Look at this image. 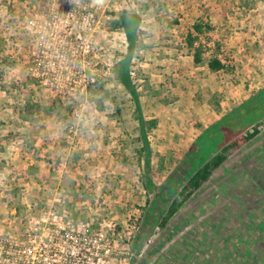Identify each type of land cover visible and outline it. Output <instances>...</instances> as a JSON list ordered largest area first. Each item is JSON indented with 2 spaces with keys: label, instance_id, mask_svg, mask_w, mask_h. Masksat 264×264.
<instances>
[{
  "label": "rangeland",
  "instance_id": "obj_1",
  "mask_svg": "<svg viewBox=\"0 0 264 264\" xmlns=\"http://www.w3.org/2000/svg\"><path fill=\"white\" fill-rule=\"evenodd\" d=\"M244 1L225 7L232 17L226 23H211V0L202 6L196 5L199 0H111L108 5L112 15L127 10L141 19L129 75L143 118L159 120L147 136L156 191H167L168 178L181 164L188 168L182 163L187 154L198 168L211 150L216 153L260 125L259 134L233 153L164 229L151 222L155 193L144 189V165L136 164L142 141L135 103L113 75L128 43L121 30L109 31L108 22L96 34L91 55L120 113L95 109L89 100L99 93L61 100L42 85L35 96L41 90L51 96L54 107L48 109L47 100L35 102L31 92L12 85L17 94L11 108L6 106L11 112L0 115V207H6L0 208V218L6 216L9 232L24 230L30 216L53 206L66 211L72 226L114 228L123 253L114 264H264V107L249 102L264 90V0ZM37 2L0 0V64L11 60L5 51L14 48L15 39L33 48L25 25ZM198 21L213 29L208 40L200 37L212 50L201 65L186 54L184 41ZM214 43L229 73L207 69V60L217 54ZM27 104L41 111L30 121Z\"/></svg>",
  "mask_w": 264,
  "mask_h": 264
},
{
  "label": "built area",
  "instance_id": "obj_2",
  "mask_svg": "<svg viewBox=\"0 0 264 264\" xmlns=\"http://www.w3.org/2000/svg\"><path fill=\"white\" fill-rule=\"evenodd\" d=\"M110 1L38 0L25 25L33 47L27 76L61 100L87 96L98 76V64L91 55L96 34L117 18L108 8ZM39 213L30 216L24 230L0 234V264H114L121 260L114 228L72 226L66 222V211L53 206Z\"/></svg>",
  "mask_w": 264,
  "mask_h": 264
},
{
  "label": "trees",
  "instance_id": "obj_3",
  "mask_svg": "<svg viewBox=\"0 0 264 264\" xmlns=\"http://www.w3.org/2000/svg\"><path fill=\"white\" fill-rule=\"evenodd\" d=\"M140 24V17L127 10H123L119 13L115 20L109 22V31L112 32L121 30L125 34L128 43V51L125 57L114 65L113 75L116 81L119 82L129 92V94H131L135 103V109L137 111L135 117L138 122L142 141V147L139 150H136V164L138 165V167H140L142 163L144 165V172L142 176L144 189L147 192L155 193V202L152 208L153 210L151 212V222H154V225L159 226V228L164 229L168 222L178 212V210L198 190H200L205 183L208 182L214 172L218 170L233 153L241 149L259 134L258 127L260 125L259 123H255L252 127L251 132H246L244 134L236 136L226 145L221 147L216 153L211 150V156L209 157V159L198 168H194V159L188 160L187 154L182 163H186L188 168H185L181 164L182 167L178 169L177 173L174 174V176L168 178V183H170V186H168L167 191H156V186L152 180L151 172L152 152L150 151L149 143L147 142V136L152 130L157 128L159 120L157 118H152L146 121L143 118L141 114L140 104L138 102V96L129 75L130 63L135 48L136 33L140 27ZM212 30L213 29L211 28V26H209V24L198 21L193 24L192 32H188L184 39L185 45L188 50L186 54L192 57L193 63L195 65H201L204 62L203 55L212 51L209 46H206V44L201 41L200 38L201 36H204L208 40L209 38L206 36V34L211 33ZM213 50L217 54L211 55L207 60V69L212 73H229L232 69L229 68L225 61L221 59L222 56L220 55H222V53L219 54L220 45L218 43H214ZM2 64H4V62H2ZM1 76L2 73H0V78ZM26 81L27 83H32L34 85L40 84L39 80L32 79L28 76L26 77ZM105 85V79L102 77H97L95 84L88 88V94L90 96H93L96 93H99L98 96L100 97L91 98L89 102L98 111L114 109V111L118 114L121 112V109L117 105V99L109 92V90L106 89ZM263 99L264 90L253 95L249 102L259 101L258 105L264 107ZM244 106H242L241 108H243ZM53 107L54 105L53 103H51L49 104L48 109ZM37 108L38 106L36 104H27L24 108V112L27 116H30L34 114ZM212 128H210L207 132H209ZM200 139L198 140L200 141ZM154 155L157 154L155 153Z\"/></svg>",
  "mask_w": 264,
  "mask_h": 264
},
{
  "label": "crops",
  "instance_id": "obj_4",
  "mask_svg": "<svg viewBox=\"0 0 264 264\" xmlns=\"http://www.w3.org/2000/svg\"><path fill=\"white\" fill-rule=\"evenodd\" d=\"M239 1L240 0H211V3L207 4V5H210L212 7L211 10L213 11V18L209 17L211 23H212V19L214 21L221 19L224 21V23L232 22V17L229 13L225 12V7L235 5ZM245 2L246 1L243 0L242 3H245ZM205 3H206V0H199V3L196 5L202 6V5H205ZM26 5H27L26 7L24 6L26 8V10L22 14V15H25V17L28 14L27 10H29V9H27V7L30 4H26ZM202 20H205V19L202 18ZM243 20L246 21V18H243ZM11 43H12V41H11ZM22 45H24V44H22ZM12 47H14V48H11L10 50L5 51V54L8 55L11 59V60H9V63H7L6 65L0 64V68L2 69L1 71L4 72V73L2 72V76L0 78V79H2L1 83L2 84L6 83L7 85H9V88L11 91L10 93H6L5 88L0 87V105L1 104L4 105L6 103V105H4V107L6 108V106H7V107L11 108V104H13V101L16 99L15 95L17 94V93H15L16 90L12 89V85H15V86L21 85V90H22L21 92H23V91L28 92L29 91V94L31 92V95H33L31 97V99H33V97H36L35 102L43 103V102H45V100H47L46 103H47V105H49L48 102L52 101V98H51V96H50V98H47L49 96H45L46 93L43 90L38 91L41 94H38V96H35L37 89L42 88L43 86L41 84L40 85L39 84L34 85L32 83H27V81H26L27 67H28L30 55L32 52L31 47H29V45H27V47L19 45L18 41L16 39H15L14 43L12 44ZM116 63L117 62H115L114 64H116ZM23 83H25V84H23ZM31 103H34V102H31ZM9 112H11V109L8 110V108H6L2 112H0V115H2V118H6V117H8ZM36 113L37 114L41 113V111L40 112L35 111L34 114L30 115V116H27L26 114L25 115H26V118L29 119V121H30V119H32L33 117L36 116ZM5 123H8V122L6 121ZM3 127H6V125H4ZM0 208L3 210V212H4V210L6 211V207L1 206ZM0 219H1L0 223H2V226L0 227V234L9 232L10 223L8 221H6L7 220L6 216L1 217Z\"/></svg>",
  "mask_w": 264,
  "mask_h": 264
}]
</instances>
